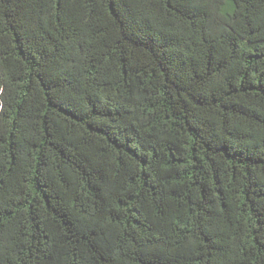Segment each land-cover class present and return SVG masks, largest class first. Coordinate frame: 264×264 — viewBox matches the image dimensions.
I'll list each match as a JSON object with an SVG mask.
<instances>
[{"label":"trees","instance_id":"obj_1","mask_svg":"<svg viewBox=\"0 0 264 264\" xmlns=\"http://www.w3.org/2000/svg\"><path fill=\"white\" fill-rule=\"evenodd\" d=\"M0 264H264V0H0Z\"/></svg>","mask_w":264,"mask_h":264}]
</instances>
